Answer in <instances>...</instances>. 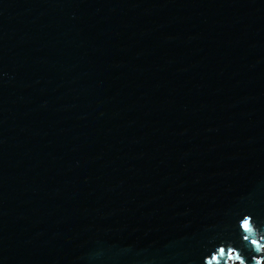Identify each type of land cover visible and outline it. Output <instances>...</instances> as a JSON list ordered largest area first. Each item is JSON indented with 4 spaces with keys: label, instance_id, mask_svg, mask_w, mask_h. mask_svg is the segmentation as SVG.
Instances as JSON below:
<instances>
[{
    "label": "water",
    "instance_id": "95a60500",
    "mask_svg": "<svg viewBox=\"0 0 264 264\" xmlns=\"http://www.w3.org/2000/svg\"><path fill=\"white\" fill-rule=\"evenodd\" d=\"M262 245L264 0H0V264Z\"/></svg>",
    "mask_w": 264,
    "mask_h": 264
},
{
    "label": "clouds",
    "instance_id": "9594fccd",
    "mask_svg": "<svg viewBox=\"0 0 264 264\" xmlns=\"http://www.w3.org/2000/svg\"><path fill=\"white\" fill-rule=\"evenodd\" d=\"M251 243L253 244V245H256L257 244V240L256 239H252L251 240ZM257 250H259V249H257ZM232 253H231V250H229V255H231ZM237 259H240V257L237 255ZM263 263V262H262ZM241 264H243V261L241 260ZM256 264H260V261L259 260H257L256 261Z\"/></svg>",
    "mask_w": 264,
    "mask_h": 264
},
{
    "label": "flooded vegetation",
    "instance_id": "af4514ba",
    "mask_svg": "<svg viewBox=\"0 0 264 264\" xmlns=\"http://www.w3.org/2000/svg\"><path fill=\"white\" fill-rule=\"evenodd\" d=\"M261 249L264 252V245H262ZM236 264H239V262H237Z\"/></svg>",
    "mask_w": 264,
    "mask_h": 264
},
{
    "label": "snow or ice",
    "instance_id": "6c2138e0",
    "mask_svg": "<svg viewBox=\"0 0 264 264\" xmlns=\"http://www.w3.org/2000/svg\"><path fill=\"white\" fill-rule=\"evenodd\" d=\"M245 227H246V228L248 227L247 223L245 224Z\"/></svg>",
    "mask_w": 264,
    "mask_h": 264
},
{
    "label": "rangeland",
    "instance_id": "374dc122",
    "mask_svg": "<svg viewBox=\"0 0 264 264\" xmlns=\"http://www.w3.org/2000/svg\"><path fill=\"white\" fill-rule=\"evenodd\" d=\"M234 264H236V263H234ZM263 264H264V262H263Z\"/></svg>",
    "mask_w": 264,
    "mask_h": 264
},
{
    "label": "trees",
    "instance_id": "16d2710c",
    "mask_svg": "<svg viewBox=\"0 0 264 264\" xmlns=\"http://www.w3.org/2000/svg\"><path fill=\"white\" fill-rule=\"evenodd\" d=\"M260 264H263L262 262Z\"/></svg>",
    "mask_w": 264,
    "mask_h": 264
}]
</instances>
